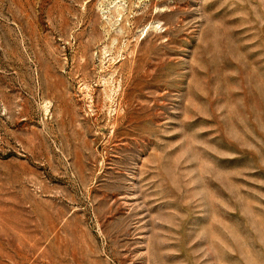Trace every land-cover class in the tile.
Segmentation results:
<instances>
[{
	"label": "rangeland",
	"instance_id": "obj_1",
	"mask_svg": "<svg viewBox=\"0 0 264 264\" xmlns=\"http://www.w3.org/2000/svg\"><path fill=\"white\" fill-rule=\"evenodd\" d=\"M0 264H264V0H0Z\"/></svg>",
	"mask_w": 264,
	"mask_h": 264
}]
</instances>
